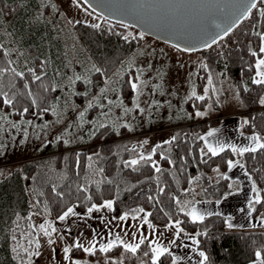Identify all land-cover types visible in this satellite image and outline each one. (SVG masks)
<instances>
[{"label": "trees", "instance_id": "16d2710c", "mask_svg": "<svg viewBox=\"0 0 264 264\" xmlns=\"http://www.w3.org/2000/svg\"><path fill=\"white\" fill-rule=\"evenodd\" d=\"M45 3L42 0H0V69H8L0 74V90L9 97L14 96L13 105H4L0 95V115L14 113L24 119L41 114L51 116L55 105L64 99L63 95L60 97V87L65 86L63 76L68 72L64 49L55 36L59 14L52 2ZM262 8L264 0H259L248 19L217 44L198 52L205 55L210 69L230 76L243 103L239 113L241 130L259 134L264 142V105L260 104L264 99V85L253 83L257 57L251 55L252 51L259 57L263 54L259 53L261 41L255 35L264 33V18L259 14ZM93 24L80 21L74 25L95 65L87 77L74 83V99L78 104L85 103L99 91L105 77L124 64L145 39V35L140 38V31L134 32L136 28L123 23L104 19L96 23L99 28L92 27ZM13 68L24 72V77L16 76L11 71ZM29 68H35L37 75H46L42 81H35L27 71ZM96 68L101 71L96 72ZM206 69L202 66L197 76L199 93L204 89ZM133 71H127L121 83L122 94L129 102L134 95ZM34 98L36 104L32 103ZM194 100L200 109L208 102L205 97ZM25 107L28 112L21 114ZM95 107L89 108L90 115ZM44 108L48 111H43ZM187 108L194 114L191 99ZM100 113L101 107L94 115ZM220 120L219 117L196 119L191 116L177 127L172 143L163 142L155 148L152 161L160 172H156L152 162L142 161L134 167H125L126 161L139 155L138 149L133 147L137 136L125 126L113 124L85 131L87 139L78 145H71L63 138L49 140L32 159L8 173L7 165L0 166V264H28L29 251L35 249L30 193L35 197V209L52 217L60 216L74 203L81 211H86L92 204L111 199L115 216L143 208L151 213L148 218L156 225L179 220L185 231L197 236L198 248L208 257L206 264H247L257 259V251L264 257V229L229 228L227 217L221 214L207 215L203 221L193 222L185 209L180 210L184 198L192 197L197 187H201L206 198H221L229 192L227 161L239 160L259 188L261 203L253 202L252 215L264 219V149L240 156L225 147L213 156L207 152V144L201 137ZM201 149L207 154L202 156ZM176 199L181 201L179 205ZM19 242L27 243L29 248L15 253L14 244ZM145 251H149L148 256L144 255ZM70 255L91 262L97 258L99 264H151L152 261L148 240L136 254L126 252L117 244L108 253L97 248L94 255L72 247ZM159 264H173L172 255L162 256Z\"/></svg>", "mask_w": 264, "mask_h": 264}, {"label": "rangeland", "instance_id": "374dc122", "mask_svg": "<svg viewBox=\"0 0 264 264\" xmlns=\"http://www.w3.org/2000/svg\"><path fill=\"white\" fill-rule=\"evenodd\" d=\"M42 1L46 2L45 4L52 2V7L59 14L55 36L59 38L64 49L63 56L67 64L65 68L67 67L68 73L63 76L65 86L60 87L62 88L60 97L63 95L62 98H64L61 102L65 104L61 105L62 103L58 101L60 104L55 105L54 115L51 116L41 114L24 119L16 117L14 113L0 115L7 117V119L0 120V166L7 165V173L21 166L24 161L32 159L49 140L63 138L71 145H78L80 141L87 139L85 131L97 126L127 125L125 127L135 132L134 135L137 136L133 147L138 149L139 155L141 153L149 155L157 145L172 140L177 127L183 125L182 123L191 116L196 119L215 118L226 113L241 111L242 99L232 79L225 72L214 71L209 66L205 67L207 68L204 72L206 82L203 92H198L197 76L200 74L202 65H207L206 57L202 52L183 51L145 34L143 44L116 71L105 77L100 90L85 103H76L74 99L75 77H87L95 65L79 40L74 25L76 21L96 24L105 18L79 0ZM50 15L51 13L49 18ZM134 32L138 33L139 30H134ZM260 58H264V53ZM130 70H134L131 74V81L138 85L131 102L123 96L121 91L124 74ZM209 79L212 81L211 84L208 82ZM193 91L196 92V96H192ZM199 96H204L208 100L204 109L198 108L194 100ZM190 99L195 106L194 114L187 108V102ZM137 103L139 107H136ZM90 104L96 106L95 112L91 115L88 112ZM97 107L98 109L101 107V113L94 115L98 111ZM125 109L131 111H125ZM197 112H203L205 115L197 116ZM81 113L84 115L81 116ZM26 121L32 123L28 124ZM223 121L222 124H216L208 130L214 131L213 136H206L207 142L217 148L222 144L236 142L239 138L237 132L234 131L235 118ZM13 124L18 127H13ZM229 131L232 137L226 134ZM241 133L249 135L243 131ZM144 141L148 143L145 144ZM139 155L133 159H138ZM228 175L232 183L240 184V190L243 189L240 191L241 196L246 197L249 191L252 196L256 195L253 191L254 181L249 178L250 175L244 168L236 165L229 170ZM248 179H251V183L246 182ZM255 187L259 191L256 183ZM30 195L33 203L30 217L35 229V249L29 251L28 264H72L76 261L80 264H99L97 258L91 262L87 261L88 259L73 258L70 253L68 254L70 259H65L64 248L75 247L77 241L89 247L90 242L115 238L117 234L127 243H138L141 234L147 237L148 241L158 240L165 247H169L171 242V236H169L171 228L167 226L175 222L172 221L165 226L156 225L149 220L146 210L129 213L127 220H121L120 217L124 214L115 216L113 209L103 208L101 211L88 213V209L81 211L74 203L69 207L74 208L76 215H69L61 221L59 217L69 207L60 216L52 217L38 212L34 207V194L30 193ZM208 200L203 196L201 187H197L193 196L184 198L182 204L186 210L191 203H204ZM231 216L233 220L231 219L230 223L240 227L238 229H264V219L253 217L251 213L247 216L233 214ZM145 219L148 223H144ZM49 223L56 229L51 237L45 236L39 228L41 224L47 228ZM149 224L153 227L150 228ZM49 239H52L54 243L49 244ZM14 246L15 253L29 248L27 243L20 242L15 243ZM36 252L39 255H36Z\"/></svg>", "mask_w": 264, "mask_h": 264}, {"label": "snow or ice", "instance_id": "6c2138e0", "mask_svg": "<svg viewBox=\"0 0 264 264\" xmlns=\"http://www.w3.org/2000/svg\"><path fill=\"white\" fill-rule=\"evenodd\" d=\"M166 2L171 3V0H166ZM85 3H87V0H85ZM154 3V0H126V3L123 5L124 7H126L129 10H135L137 8H152ZM235 11L239 12V15L236 17L235 20L232 21V24H229L227 27H224L221 24L215 23L214 21L212 22V24L209 26V29L206 31L205 35H208L210 37L209 40H206L204 42V47L206 48H210L213 44H217L219 42L220 39H224L225 36H227L233 29V25L238 24V22H240L242 19H248L251 16V12L252 9L257 8V0H237V3L234 5ZM259 14L260 17L264 18V8L259 9ZM76 23H80V21H76ZM94 28H99L100 25L99 24H93L91 25ZM219 30V31H216ZM215 32V35H213L212 33ZM131 35V34H129ZM143 33L140 34V38H143ZM256 36L259 37L260 41H261V45L259 47V53H264V33L261 32H256L255 33ZM136 37L133 36V39H135ZM125 40L128 39V36L124 37ZM0 47H2V45H0ZM193 49H189V48H185L184 51H192ZM5 55H7V53H5ZM251 55L253 57H257L256 62H255V69H256V73H255V78L253 79V83L258 84V85H264V58H260L258 53L256 51H252ZM46 63V62H45ZM203 67H207V65H202ZM43 67V65H42ZM8 71V69H0V74H3L4 72ZM11 71L18 77H24V72H16V70L13 68L11 69ZM32 78L35 81H42L43 79V75H46V73H43L42 75H37L36 74V69L35 68H29L27 70ZM96 72H100L101 70L99 68L95 69ZM76 80L81 79V77L77 76L75 77ZM74 82V81H73ZM209 84L212 83L211 79H209ZM14 86V85H13ZM25 87H28L27 85H25ZM131 87L132 89L136 90L138 88V85L136 82H131ZM45 91H47V88H45ZM205 91H207V89H205ZM0 95L3 96V104L4 105H13V100H14V96L13 97H9L7 92H3L2 90H0ZM29 95H31V93L29 92ZM192 96H196V92L193 91L192 92ZM197 99L203 100L204 96H199L197 97ZM33 104H36L37 101L34 98L32 100ZM109 103H112V101H109ZM260 104L264 105V99L260 100ZM92 105L90 104L89 107H91ZM136 107H139V104L137 103ZM141 111H143V109H140ZM43 111H48L47 108H44ZM125 111H131L130 109H125ZM28 112V108L25 107L22 110V113H27ZM84 114L81 113V116H83ZM197 116H203L205 115V113L203 112H197L196 113ZM7 119V117L5 116H0V120H4ZM26 123L31 124V121H26ZM245 124L248 123L247 120L244 121ZM104 125H101V127H103ZM127 126V125H125ZM13 127H18V125L13 124ZM215 133L214 131H210L208 132L207 136L211 137L213 136ZM173 139H175V137H173ZM201 139L205 140V143L207 144V152H210L213 156L218 155L219 152L223 151L224 148L226 147L225 145H221L219 148L214 147L212 144L207 142V137H201ZM250 139L252 140L253 144L250 146H246V147H236L235 145H227V147H230L233 153H236L240 156H243L245 153H255L257 150L259 149H264V142H262V138L260 137L259 134H254L252 137H250ZM145 144L148 143V141H144ZM165 143H172L171 140L166 141ZM157 147H160V145H157ZM155 154V148H153L152 153L149 155H144L143 153H141L139 155L138 159H132L130 161H126L125 162V167H134L138 164H140L142 161L143 162H152V167L155 168L156 172H160L161 169L156 165V163L154 161H152V156ZM207 153H205V151L203 149H201V155H206ZM92 158L89 157V160H91ZM229 169H231L232 167H235L236 165H239L241 168H244V164H242L239 160L233 162L232 160H228L227 161ZM102 171V170H101ZM216 171H219V169H216ZM0 175H2V173H0ZM224 179H228L227 176L223 177ZM251 178V177H249ZM86 190V189H85ZM162 191V189H161ZM253 191L256 193L255 198H254V203H261V197H260V193L259 191L256 189L255 187V182H253ZM88 199L90 200L91 197H88ZM149 199H151V197H149ZM176 203L179 205L181 203V201L179 199H176ZM113 204L114 201L112 200H107L104 201V203L102 205H96V204H92L91 207L88 208V213H92L93 211H101L103 208H107L109 210L113 209ZM249 208L252 211H255V208L253 207V202L249 203ZM181 211H184V207H181L180 209ZM133 212H144L143 208H139V209H134ZM208 215H211V213H207ZM69 215H76V212L74 211L73 207H69L67 209V211H65L63 213V215H61L59 217V219L61 221L65 220ZM147 216H151V213H147ZM187 215L191 217L193 222L196 221H203L204 219V214H202L201 212H199L194 206L191 207L188 212ZM129 216V213H124V215H122L120 217L121 220H127ZM135 218V217H133ZM144 223H148V221L145 219ZM181 221L177 220L175 221L174 224H169L167 227L168 228H175L176 229V236L179 237L180 234L182 232H184V229L180 227ZM149 227H153V225L149 224ZM228 227L232 228L233 225L229 222L228 223ZM40 231L43 232V234L45 236H49L51 237L52 233L56 232V229L49 223L48 227L46 228L44 224L39 225ZM49 229H51V231H49ZM125 235H127V233H125ZM147 237H144L143 234H141V238L139 239L138 243H127L125 242L123 239H121L120 235L117 234L115 237L114 241H110L107 244H101L99 247V251L103 252V253H108L112 248L116 247L117 244L122 245L124 250L126 252H131L132 254H136L138 249L140 248L141 245L145 244V241L147 240ZM49 244L54 243V241L52 239L48 240ZM172 243L174 244L175 241H172ZM193 243H199V241L193 239ZM149 244V250L152 253V261L151 264H159L160 258L162 256H164L165 254L167 255H172L170 248L165 247L163 245H161L159 243L158 240H149L148 241ZM77 248H82L83 251L85 253H89L90 255H94L97 251L96 248V242H90V246L89 247H85L83 244L79 243V241H77L74 245ZM37 247H39V244L37 243ZM72 251L71 247H65L64 248V252H65V259H70L69 257V253ZM36 255H39L38 252L35 253ZM31 255V253H30ZM145 256L149 255V251H145L144 252ZM200 257L203 258V260L201 261V264H206V262L208 261V257L207 255L201 251L199 253ZM256 255V261L255 264H264V257H262V253L260 251H257L255 253ZM179 257H173V264H176V260H178ZM72 264H80L79 261L76 262H72ZM113 264H115V262H113ZM122 264V262H121Z\"/></svg>", "mask_w": 264, "mask_h": 264}, {"label": "water", "instance_id": "95a60500", "mask_svg": "<svg viewBox=\"0 0 264 264\" xmlns=\"http://www.w3.org/2000/svg\"><path fill=\"white\" fill-rule=\"evenodd\" d=\"M81 1L107 20L137 28L183 51L193 49L187 52L206 48L204 42L210 37L205 33L213 21L227 27L239 15L234 8L237 0H171V3L154 0L152 8L135 10L123 6L126 0ZM243 20L233 25V29Z\"/></svg>", "mask_w": 264, "mask_h": 264}, {"label": "crops", "instance_id": "0c3cea01", "mask_svg": "<svg viewBox=\"0 0 264 264\" xmlns=\"http://www.w3.org/2000/svg\"><path fill=\"white\" fill-rule=\"evenodd\" d=\"M239 113L240 111H237V112L226 113V114L219 116V118L221 119L220 122L218 123L219 125L224 122L223 120H226L228 118H235L234 131L237 132V134L239 135V138L236 142L222 144V145H225L226 147L227 145H235L236 147H246V146H250L253 144L250 137H246V136H250L253 134L244 135L243 133H241L242 131L241 130V118L239 116ZM208 132L210 131H207L204 137L207 136ZM230 132L231 131L227 132L226 134H230L232 137V133ZM229 170L230 169H228L227 171V175H228ZM246 182L251 183V179H248V181ZM239 185L237 182L236 184L232 183L231 178H230L231 187H230L229 192H227L224 196H222L221 198H207L209 200L204 201V203H201V202L200 203L197 202L195 204L191 203L189 204V206H187L188 208H186V211L188 212V210L194 206L199 212L204 214V216H207L208 215L207 213L224 215L225 217H227L228 223L230 222L231 219L233 220V217L231 216L232 214L238 215V216H247L249 213H251L252 215V210L249 208V203L254 202L255 196L254 195L252 196L250 191L248 192V195L246 197L241 196L240 191H242L243 189L240 190L241 186ZM243 210H245L246 212L243 213L242 212ZM165 225H161V226H165ZM232 228L238 229L240 227L233 226ZM170 230H171V233L169 234V236H171V242L168 248H170L172 257H179V259L176 260V264H201V261L203 260V258L200 257L199 255L201 250L198 248L197 243H193V239L197 240V236L195 234L189 233L184 230V232H182L180 236L177 237L176 229L173 227ZM114 240L115 238L111 237L109 239L104 238V239L95 241L96 248H99L101 244H107L110 241H114ZM172 241H175V243L173 244ZM255 261L256 259L247 264H255Z\"/></svg>", "mask_w": 264, "mask_h": 264}]
</instances>
